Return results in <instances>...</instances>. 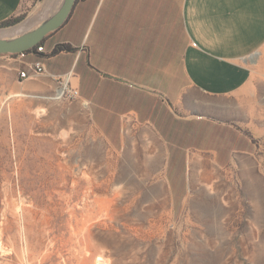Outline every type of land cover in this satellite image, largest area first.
I'll return each instance as SVG.
<instances>
[{
  "label": "rangeland",
  "instance_id": "obj_1",
  "mask_svg": "<svg viewBox=\"0 0 264 264\" xmlns=\"http://www.w3.org/2000/svg\"><path fill=\"white\" fill-rule=\"evenodd\" d=\"M37 1L23 29L58 5ZM59 87L38 76L17 103L0 93V264H264V129L226 168L199 172L192 156L176 203L152 125L124 118L113 149L89 104L57 99Z\"/></svg>",
  "mask_w": 264,
  "mask_h": 264
},
{
  "label": "crops",
  "instance_id": "obj_2",
  "mask_svg": "<svg viewBox=\"0 0 264 264\" xmlns=\"http://www.w3.org/2000/svg\"><path fill=\"white\" fill-rule=\"evenodd\" d=\"M96 1L87 31L89 48L84 36L79 47L73 45L76 53L48 59L63 57V72L46 64L48 74L42 76L72 73L81 90V75L74 68L84 51L97 81L82 88L80 99L89 103L93 122L113 149L122 148L123 140L109 127L110 114L119 117L121 131L126 117L152 125L166 143L167 174H173L168 180L177 188L180 178L175 175L183 159L188 172L195 156L202 162L200 172L210 163L226 168L234 155L257 152L264 129V0ZM36 2L0 0V25L30 13ZM29 21L9 30L27 28ZM30 57L22 62L0 55V93L13 102L38 77L19 76ZM146 95L155 98L153 108L160 104L153 119L144 112ZM175 197L180 203L182 191Z\"/></svg>",
  "mask_w": 264,
  "mask_h": 264
},
{
  "label": "trees",
  "instance_id": "obj_3",
  "mask_svg": "<svg viewBox=\"0 0 264 264\" xmlns=\"http://www.w3.org/2000/svg\"><path fill=\"white\" fill-rule=\"evenodd\" d=\"M96 5H97L96 0H77L73 12L68 18V20L65 22V24L61 28H59L57 31H55L54 33L44 38L33 50L26 51L28 56H31L28 59L29 62L44 61L49 66L51 71L53 72L62 71L63 72L64 67L61 68L63 65V62H62L63 57H61V59H56L57 65L54 67L48 64L49 62L48 59L54 56H57L58 54L62 52L70 53V54L76 53L77 48H74L73 45H76L77 47H79L82 42L81 40H83V39H76V36H78L79 30L80 29L82 30V28L84 27L86 30L85 32L87 33L89 24H90V18H91V15H93V13L95 12ZM25 18H26V14L21 15L17 18L3 22L0 25V27L8 28V27L16 26L19 23H21ZM89 39L90 37L86 41L88 48H89ZM39 47L43 48L44 52H38ZM11 56H14V55H11ZM86 58H87V55L83 51L80 54L77 60L76 66L74 68V72L78 75H81L82 87H81V90H79L80 95H82L81 94L82 88L89 89L90 83L92 82L95 83L97 81L96 73L94 71L92 72L89 69L90 64L88 61H86ZM58 68H61V70H56ZM134 95H136V97L137 95L141 97V95L143 94L135 93ZM145 98L146 100L144 102L145 103L144 112L147 114L152 113L153 115L151 118L153 119L154 113L159 110L160 104L158 102L156 106L153 108V102L155 101V98L151 96H147V95ZM134 99H135V96H134ZM130 109H138V107L135 106ZM144 120L145 119H142L141 117V121H144ZM107 121L109 123V127L114 130L117 136H119L121 134V126H120L119 117L110 114L107 118ZM171 163H172V158L170 159L168 170L171 167ZM178 169H179V172L175 175L176 178H180V181L178 182V188L176 187V182L174 180H171L170 184H171V188L174 194H176V192L178 191H182V198H181V201H182L186 195V164H185L184 159L180 161ZM175 201H176V197H175Z\"/></svg>",
  "mask_w": 264,
  "mask_h": 264
},
{
  "label": "water",
  "instance_id": "obj_4",
  "mask_svg": "<svg viewBox=\"0 0 264 264\" xmlns=\"http://www.w3.org/2000/svg\"><path fill=\"white\" fill-rule=\"evenodd\" d=\"M77 0H61L55 10L34 28L11 32L31 19L8 28H0V55H17L33 50L44 38L61 28L72 14ZM22 24V25H23ZM21 26V25H20Z\"/></svg>",
  "mask_w": 264,
  "mask_h": 264
},
{
  "label": "built area",
  "instance_id": "obj_5",
  "mask_svg": "<svg viewBox=\"0 0 264 264\" xmlns=\"http://www.w3.org/2000/svg\"><path fill=\"white\" fill-rule=\"evenodd\" d=\"M38 52H44L43 48L39 47ZM14 56H16L20 61L24 62L25 59L27 58L28 54L25 51V52H22L20 54L14 55ZM24 66H25V70L21 71L19 74L20 78H22V79L48 74L47 66H46V63L44 61L26 62V63H24ZM50 77H52L53 79L58 81L60 84V87L57 90V98L58 99H65V98H78V99H80L79 88L74 86L73 83L70 81V78L73 77L72 73L62 75V76H56V77L50 75ZM59 90H62L61 96H58ZM3 105H4V101L0 96V109L3 107Z\"/></svg>",
  "mask_w": 264,
  "mask_h": 264
},
{
  "label": "bare ground",
  "instance_id": "obj_6",
  "mask_svg": "<svg viewBox=\"0 0 264 264\" xmlns=\"http://www.w3.org/2000/svg\"><path fill=\"white\" fill-rule=\"evenodd\" d=\"M60 3V2H59ZM58 3V4H59ZM70 81L73 83V85L75 84V81L73 80V78H70ZM61 94H62V90H59L58 91V96H61ZM24 94H22L21 92H19V93H17L16 95H14L15 97H22ZM12 97V96H11ZM10 97V98H11ZM58 99V98H57ZM191 163H192V167H193V170H194V178L196 179L197 178V176H198V172H197V170H196V168H197V166H198V164H199V162H197L196 160H193V161H191ZM42 179V178H41Z\"/></svg>",
  "mask_w": 264,
  "mask_h": 264
}]
</instances>
